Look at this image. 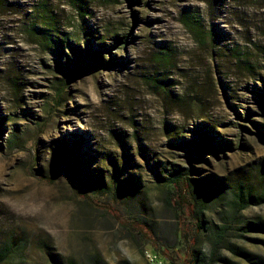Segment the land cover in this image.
I'll return each mask as SVG.
<instances>
[{
	"label": "rangeland",
	"instance_id": "1",
	"mask_svg": "<svg viewBox=\"0 0 264 264\" xmlns=\"http://www.w3.org/2000/svg\"><path fill=\"white\" fill-rule=\"evenodd\" d=\"M45 28L114 63L57 103ZM263 95L264 0H0V264H149L128 221L169 263L264 264Z\"/></svg>",
	"mask_w": 264,
	"mask_h": 264
},
{
	"label": "trees",
	"instance_id": "2",
	"mask_svg": "<svg viewBox=\"0 0 264 264\" xmlns=\"http://www.w3.org/2000/svg\"><path fill=\"white\" fill-rule=\"evenodd\" d=\"M79 8L82 9L83 7L79 6ZM188 22H189V24H195L196 23L195 17L193 15V13H191V12L188 13L187 19L185 20V23L187 25H188ZM36 29H38V28H36ZM53 31H54V28L42 29V36L45 39L44 44H46V48H48L49 50L53 51L56 54L57 67L62 72V74L64 75L63 79L58 78L59 79L58 82H56L54 84V87H53V89H55V91H56L55 101L57 103H59L62 96H63V93L66 91L65 85H68V82H70L71 80H75L78 76H82V75H84L88 72H91L92 70L98 69L100 67L111 66L114 63V61L112 59L110 61H107L104 58L103 51L101 50V48H100L99 52L95 51L93 49V45H92L93 42H91V44H89V37H88V34H86V33H85V43L87 46H86L85 50L81 49V47L79 45H75L74 43L73 44L69 43L70 48L75 55H73V56L68 55L65 52L64 46H63L65 38H60L59 36L57 37V35H55V33H53ZM121 37H123L124 39L127 38V36H125V35L121 36ZM66 40L68 41L69 38H66ZM85 51L87 52V57L84 54ZM162 52L165 53L164 51H162ZM65 57H66V60L64 59ZM262 98L264 99V95ZM203 146H205L207 148L209 146L208 142L206 141L205 143H203ZM77 147H78L77 143L69 144V145H64V144L62 145V143L60 144L61 151H64L63 154H65L67 157V158L66 157L65 158L67 160L66 164H69L71 181L82 192H87V190H88V191H91L93 193H96L97 192V185L95 183H92L91 181L90 182L87 181L85 179V177L79 173V171L76 169V167L73 164L72 159H74V161H76V158H77L75 155V153L77 152ZM77 156H78V154H77ZM69 158H71V160H68ZM262 167L264 169V162H262ZM188 173L189 172H183L181 170H177V171L175 170L173 172L172 177H171V181L174 183V185L176 186V188L179 191H182V193H183V190H185L186 187L188 186V178L190 179V177L187 176ZM179 193H180V197L183 199L182 193L181 192H179ZM178 202L180 204H183L181 199H179ZM183 202H186V201L183 199ZM249 203H251V202L247 201V203H245L243 208L248 206ZM194 212H195V216L198 219H200V216L198 215L199 210L197 209L196 206H194L193 213ZM135 222H138V221H134V222L128 221L127 223H125V226L129 230V233L132 236V238L139 244H141V243L144 245L150 244L152 249L155 250L156 252H158V250H159L158 240L154 236L153 232L151 230L145 231L144 226L139 227V224L135 223ZM199 226H201V225H199ZM259 227H260V225H259ZM260 228H264V225ZM226 232H228L227 227L223 228V230H220L217 233V234H220V237H221L220 241L222 240V238H224V235L226 234ZM158 254H159V252H158ZM5 256H6V252L0 253V261L3 258H5ZM195 260H198V259L195 258Z\"/></svg>",
	"mask_w": 264,
	"mask_h": 264
},
{
	"label": "built area",
	"instance_id": "3",
	"mask_svg": "<svg viewBox=\"0 0 264 264\" xmlns=\"http://www.w3.org/2000/svg\"><path fill=\"white\" fill-rule=\"evenodd\" d=\"M146 260L149 264H173L165 261L155 250L152 248L144 249Z\"/></svg>",
	"mask_w": 264,
	"mask_h": 264
},
{
	"label": "bare ground",
	"instance_id": "4",
	"mask_svg": "<svg viewBox=\"0 0 264 264\" xmlns=\"http://www.w3.org/2000/svg\"><path fill=\"white\" fill-rule=\"evenodd\" d=\"M144 256H145V258H146V254L144 253Z\"/></svg>",
	"mask_w": 264,
	"mask_h": 264
}]
</instances>
